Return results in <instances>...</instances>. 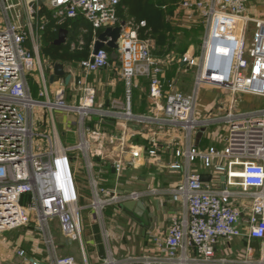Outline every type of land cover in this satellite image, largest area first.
I'll return each mask as SVG.
<instances>
[{
    "label": "built area",
    "instance_id": "1",
    "mask_svg": "<svg viewBox=\"0 0 264 264\" xmlns=\"http://www.w3.org/2000/svg\"><path fill=\"white\" fill-rule=\"evenodd\" d=\"M35 1L0 0V233L31 223L51 264H77L74 256L57 253L49 219L56 218L61 234L77 242L85 255L80 211L87 208L105 244L100 264H264L263 258H253L249 245L239 259L216 256L220 241L238 236L264 239V106L234 109L237 94L264 98V18L246 14L248 0L178 1L173 12L180 11L188 23L202 25L197 54L179 59L194 69L188 90L164 76L149 43L139 37L145 23L122 20L125 24L116 52L124 100H113L104 108L95 102L96 88L82 76L74 77L69 85L77 97L75 102L66 101L63 85L49 89L38 53L40 31L49 21L48 10L56 24L81 17L97 34L120 24L117 6L122 0H45L33 11ZM78 67L85 77L97 73L110 67L109 54L105 47L93 54L91 46ZM33 74L39 86L37 98ZM140 77L148 80L146 113L132 111V91ZM203 85L230 93L227 108L222 107L223 116L210 118L197 111L198 91ZM37 106L45 111L40 124L48 128L47 133L34 132ZM54 111L64 116L63 126L74 143H63ZM108 115L123 120L124 129L109 132L95 123L94 119L100 121ZM220 121L225 134L209 132L208 126ZM166 126L183 133L185 145L177 143L174 148L181 162L168 166L183 172L181 181L164 190L154 187L148 191L108 189L101 184L98 173L107 165L119 176L145 155L156 159ZM201 128L200 139L219 135L222 145H195L194 134ZM36 137L44 139L38 151L34 150ZM75 157L82 160L87 204H80L76 170L71 164ZM160 192L178 202L180 211L171 217L164 237L150 236L155 251L115 257L105 208L143 202L145 195ZM244 200L250 209L243 223L238 206ZM17 253L25 255L22 249ZM30 264L39 263L31 259Z\"/></svg>",
    "mask_w": 264,
    "mask_h": 264
},
{
    "label": "crops",
    "instance_id": "2",
    "mask_svg": "<svg viewBox=\"0 0 264 264\" xmlns=\"http://www.w3.org/2000/svg\"><path fill=\"white\" fill-rule=\"evenodd\" d=\"M48 18L51 19L50 17ZM0 23H2L1 16H0ZM82 27L83 26H81V28H78L77 35L80 29H82ZM66 30H67V37H66L65 42L62 43V45H64L71 36L70 31L67 28ZM91 32L93 36L91 37L89 41V45H88L89 54L91 51V46H93L97 38V35H98V34H95L93 31ZM57 35H58V32H57ZM55 46H58V45H55ZM195 51L196 52H194V54L196 55L198 52V48ZM191 53L193 52H190V50L187 51V54H191ZM179 59L176 60L175 63H173V67L175 68L173 69L171 74L166 79L173 80L183 90H188L190 87L189 85L193 79V74H191L192 76L189 79H187V82H185L183 79H181V77H179L180 76L179 70L181 69L183 70L187 68L184 63L179 62ZM74 62L76 63L74 67L73 65H69L71 64L70 62H68L67 64L61 63L59 61L56 62V63L62 64L66 74H70L71 77H70L68 84H65L64 77H54L53 81L50 82L49 76L52 73V64L54 63H52L48 67L47 66L45 67L48 70L45 76L48 79V83L51 84L49 89L54 91V89L59 88L63 85V87L66 89V93L68 91V94H66V98L68 97L67 99H69L71 103L75 102L77 97L74 96L73 92L69 88V85L71 84L72 80H74V77L79 78L80 74H82L80 73V70L78 67L79 60H76ZM189 69L194 71L193 68H189ZM119 73H120L119 60L118 62L113 60L110 62V67L106 69H103L97 73L88 74L86 77L82 75L84 79L86 78L85 80H87L90 84H92L96 88L97 92H96L95 102L103 104L104 108H109L110 103L113 100H118V101L124 100L125 87H124L123 81L120 78ZM37 80H38V76H37ZM35 82H36V77H35ZM32 89H33L34 95L37 93L39 89L38 83L34 84L33 80H32ZM139 89H142V87L140 86ZM147 92H148V87L145 86L144 92L140 91L138 93L137 99L139 100V104L142 107V109H140L141 111H138L140 113H146L149 108L148 107L149 100H148ZM132 111H133V106H132ZM202 115L206 117H210L209 113H206V111ZM60 117L61 118L58 123L59 133L61 136L62 135L66 136L67 139L65 142L72 141L73 140L72 135L67 133L65 131V127L63 126V122L65 121V118L61 114H60ZM94 121L95 123H98L99 125L102 126V128H105L109 132H116V131L119 132L121 128L124 129L123 120L110 116V115L104 116L100 121L98 119H94ZM208 129H209V132L211 133L214 131L212 134H217V133L219 135L225 134L224 125L215 126V124L212 123L208 126ZM177 131L179 133H177ZM178 134L179 136H177ZM182 135L183 133L180 130H174L172 127L165 128L164 132H162L161 134L162 140L159 142V149L157 152L158 156L156 159L149 158L148 156L145 155L143 159H139L135 164L126 166L119 176L115 175L114 170L110 165H107L103 168L102 171H100V173H98L99 181L104 187L108 189L116 188V189H120L124 191H129V190L148 191L149 189L154 188V187L164 190L166 186H169L171 184H175L181 181L183 177V172H181L180 170L178 171L171 170L168 166L175 161L181 162V158H177L175 156L174 148L176 147L177 143L181 144L180 146L185 145ZM218 136H216L214 139H211V138L207 139L203 135L200 141L197 144H195V134H194L193 143L195 145H199L200 147H205L210 144L220 146L222 144L219 142ZM174 137H177L178 140L174 141ZM136 140L137 142H143V140L138 139V138ZM144 143H146V141H144ZM97 169L98 168L96 167V170ZM199 171L204 172L205 170L199 168ZM121 177H129L131 181L134 184H138V186L134 189H125V188L119 187L120 186L119 182L115 180H118ZM205 179L208 180V177H205ZM105 180L107 181L105 182ZM109 180L110 182H112L111 183L112 186H109L107 184ZM79 191L82 192L81 197L84 199L83 202L85 201L84 204H87V193L84 192V189L81 186H79ZM143 202L145 205V209L142 212V215L139 216V218H142L143 216L147 215V212L149 211V208H148L149 206H171V208H168V209L166 208V210H164L161 214L159 213L158 220L154 222V225L150 223L149 224L145 223L143 221L140 223L136 219L133 220L135 222L134 223L135 227L137 228V229L135 228L136 231L141 233L143 232L142 228H144L146 242H147V244H144V245L146 247V250H149V252H145L146 251L145 250L142 254H146V253H153L155 251L153 248L154 243L151 241L150 236L154 235V236H159L161 238L165 236L167 228L170 224L171 217L178 214V212L180 211V204L174 201L169 194L161 193V192L155 195H152V194L145 195V197H143ZM134 206H137V205L135 204ZM238 207L241 209V220L244 223L249 215L250 206H248V202L244 200L241 203V206H238ZM129 211L133 212L132 209ZM84 226L86 228L84 241L86 245V251L88 252V256H89L88 261L90 262V264H95V261H96L95 259H99L98 254H100L102 257L104 256L103 248L100 246V249H98L99 247L98 245H95V240L93 239L94 234H95L94 232H96L97 225L88 216L87 220H85ZM16 229L9 230L3 233L5 234V236H7V235H10V233L18 232L19 236L18 237L16 236L14 240H12V243L11 241L7 240L5 236L3 238H1L2 236L0 237V243L3 242L6 246H9V245L12 247L14 246V250H7L4 245H3V248H1V250L3 249L2 256L4 258L5 263L6 264H30L31 259H33L34 261H37L39 264H51L48 253L45 250V246L43 244H41V246L37 245L38 242H35L36 240H34V238L32 237L31 232L27 230V226L16 228ZM50 233L52 235L51 230H50ZM262 241H264V239L263 240H255V239L248 240L245 236L235 237L229 242L220 241L216 248V256L218 257L226 256V257L233 258V259H239L243 256L246 246L249 245L252 247L253 258L255 259L263 258L264 259V247L260 246L258 249H256L254 246L255 243L262 242ZM53 244H54V247L57 253L59 254H62L63 252L70 253L75 248L77 247L80 248L77 242L67 240L62 234H61V238L58 240L57 243H55L53 239ZM21 249L25 251L24 256H19L17 253L18 250H21ZM84 252H85V248H84ZM136 255H139V254H136ZM114 256L117 258L126 257V256H122V257L117 256L116 254H114ZM85 258H86L85 260L86 264H88L87 256ZM82 264L84 263L82 262ZM96 264H99V263H96Z\"/></svg>",
    "mask_w": 264,
    "mask_h": 264
},
{
    "label": "rangeland",
    "instance_id": "3",
    "mask_svg": "<svg viewBox=\"0 0 264 264\" xmlns=\"http://www.w3.org/2000/svg\"><path fill=\"white\" fill-rule=\"evenodd\" d=\"M148 2L151 3L155 9L156 7H159L160 4H162L161 0H148ZM158 12L162 13V10L160 11L151 10L150 11L148 6L143 4V0H125L124 4H122L121 13L118 16V19L121 21L131 20L136 23L143 21L145 23V25L141 27L139 30V37L143 40H146L149 43L151 54H152L153 49H156V47H155V40L150 36L151 34H150V28L148 25V20L149 18H153L154 16H157ZM139 14H144L145 16L140 18ZM246 14H248L251 17L264 18V0H248V2L246 3ZM165 18L174 29L173 30L174 36H173L172 42L174 45L173 49L177 50V52L173 56L167 55L166 57L161 58V59L156 58V60L158 61L159 66L162 68L164 76L168 78V76L171 74V72L175 68L173 67V63H175L176 60H178L181 56L187 54V51L189 50L190 52H193L191 53V55H195L194 52H196L195 50H197L198 44L201 38L202 25H201V22H198V21L191 24L183 20L182 13L180 11H177V13H174L173 11L170 14L167 13L165 15ZM92 36L93 34L91 30L86 25H83L82 29H80L76 38H74L71 41V43L73 42L75 44V46L70 47L71 50L81 49L87 42L90 41ZM183 45L186 47L185 50L179 51L178 48L183 47ZM43 48H44V41L41 40V36H40L38 53H39V57L40 55H44V57L42 56L43 58L40 57V62H41V68L43 72L46 74L48 70L45 67L50 66L53 63L52 62L53 60L49 59L47 54H45L44 52H41L43 51ZM111 58L114 59L115 61L119 60L118 55L114 54L113 52H111ZM60 62L65 63V64L70 62L71 64L69 65H73V67L74 65H76V63L72 60H65V61H60ZM179 71H180L179 77H181V79H183L185 82H187V79H189L192 76L191 74H193V71L189 68H185L183 70L181 69ZM82 75L83 74H80V76ZM33 77H34L33 83L35 84L36 76L34 75ZM48 86L50 88L51 84L48 83ZM145 86L146 85H142L141 86L142 89H138L137 94L140 91L144 92ZM67 94H68V91H67ZM229 96H230V93L226 90L203 85L200 87L198 91L197 111L200 112V115H202L206 111V113H209L210 117L223 116L225 114V109L227 108L228 103H229ZM34 97L37 98L36 95H34ZM67 98H65L66 101L70 103L69 99ZM135 105L137 108H140L139 100L137 98L135 100ZM223 106L225 107V109H222ZM262 106H264V98L262 97L250 96L246 94L236 95V103L234 104V109L236 111H248V110L260 108ZM44 114H45V111L42 107L40 106L35 107L34 115H33L34 116V132L37 134H43V133L48 132V128L40 124V121L42 117L44 116ZM60 114H61L60 112L54 111L55 118L58 122L60 121V118H61ZM214 124L215 126H218V125L220 126L223 124V122L220 121ZM120 130H122V128ZM177 133L179 132L177 131ZM177 136H179V134ZM63 143L66 145L67 144L69 145L74 142L72 140V141H67ZM41 144L42 145L44 144V139H40L36 137V139L34 140V150L38 151L39 147H41L40 146ZM75 153L76 152L72 153L73 156L75 155ZM71 164H72V168H75L76 170L75 172L76 182L79 184V186H81L84 189V192L86 193V188H85L86 180L84 176V169L81 167L82 160L78 157H75L73 158ZM119 179L115 181L119 182L120 184L119 187L121 188L134 189L138 186V184H134L129 177H121ZM106 181L107 180H105V182ZM111 183L112 182H110V180L107 182L109 186H112ZM81 200H84V199L82 198ZM84 203L85 201L82 203L80 202V204H84ZM148 208H149V211L147 212V215L143 216L142 218H139L140 219L139 222L141 223L143 221L145 223H148V224L150 223L154 225V222L158 220L159 213L161 214L164 210H166V208L167 209L171 208V206H149ZM88 216L90 217L89 210L87 208L81 209L80 218H81V223H82L83 241L85 239V231H86L84 224ZM104 216H105L107 228L111 234L110 245H111L113 253L121 257L128 256L131 254H134V255L139 254V256L142 255V253L146 250V247L144 244H147L144 228H142L143 232L141 233L136 231L137 228L135 227V224H134L135 222L133 221L135 219L127 213V211L123 208V206H119V205L107 206L104 211ZM49 226L52 232V237L54 239V242L57 243L58 240L61 238V232L58 227L56 218L49 219ZM27 230L31 232L32 237L34 238V240H36L35 242H38L37 245L41 246L42 238L39 235V232L35 230L34 225L31 223L28 224ZM4 232H7V231H4ZM4 232L0 233V237L2 236L1 238L5 236V234H3ZM94 233L95 234H94L93 239L95 240V245H98L99 247L98 249H100V246H101L104 251L103 257L100 254H98L99 259H95L96 260L95 264L96 263L100 264L101 261L105 257V244H104L103 238L101 237V234L99 233L98 227L96 228V232ZM16 236L17 237L19 236L18 232L10 233V235H7L5 237L7 240L11 241L12 243V240H14ZM83 244L85 248L84 253H86V255H83L79 247L75 248L70 253L69 252L67 253L75 257L77 264H82V262L85 264L86 263L85 257L87 256V263L90 264V262L88 261L89 256H88V252L86 251L85 241L83 242ZM3 245L5 246L7 250H14V246L13 247L10 245L6 246L3 242L0 243V246H2L0 247V264H6L2 256L3 249L1 250V248H3ZM254 246L256 249H258L260 246L264 247V241L257 242L254 244ZM145 252H149V250H146ZM67 253L63 252L60 255H67Z\"/></svg>",
    "mask_w": 264,
    "mask_h": 264
},
{
    "label": "trees",
    "instance_id": "4",
    "mask_svg": "<svg viewBox=\"0 0 264 264\" xmlns=\"http://www.w3.org/2000/svg\"><path fill=\"white\" fill-rule=\"evenodd\" d=\"M124 2L125 0H122L121 3L117 6L118 16L121 13L122 4H124ZM177 2L178 0H161L162 4H160L159 7H156L155 9L154 6L148 2V0H143V4L147 5L150 11L151 10L152 11L162 10V13L158 12L157 16H154L153 18H149L148 20V25H149L150 34H151L150 36L155 40L156 49H153L152 51V55L154 58L161 59V58L166 57L167 55L173 56L177 52V50L173 49L174 45L172 42L173 36H174L173 35L174 29L165 18V15L167 13L170 14L174 10V6ZM45 13L47 14V17H50V11L45 10ZM144 16H145L144 14H139L140 18ZM51 19H49L44 29L40 31L41 40L44 41V48H43V51L41 52H44L45 54H47L48 58L53 60L52 61L53 63H56L57 61L60 62V61H65V60H72V61L79 60L80 61L82 59L87 58V56L89 55V49H88L89 42H87L79 50H71L70 43L74 38H76L78 28H81V26L86 25L92 31L89 24L81 17H77L74 19H68L60 24H56L55 21ZM59 28H65V29L67 28L70 31L71 36L64 45L60 44L58 46H55L53 45L52 42L57 36V32ZM99 32L100 31H98L97 34H99ZM185 48L186 47L183 45V47L178 48V50L182 51V50H185ZM105 49L109 54V61L110 62L113 61L114 59L111 58V52H113L114 54H117L116 49L109 48V47H105ZM42 56L44 57V55H40V57ZM142 85H146L148 87V80L144 77L138 78V84L136 87L133 88V91H132L131 104L133 106V111L136 113H140L138 111H141L140 109H142L141 105H140V108H137L135 105V100L136 98H138L137 90ZM61 137H62V140L65 142L67 139L66 136L62 135ZM80 193L82 195V192ZM81 199L82 198H80V202L82 203L83 200Z\"/></svg>",
    "mask_w": 264,
    "mask_h": 264
},
{
    "label": "water",
    "instance_id": "5",
    "mask_svg": "<svg viewBox=\"0 0 264 264\" xmlns=\"http://www.w3.org/2000/svg\"><path fill=\"white\" fill-rule=\"evenodd\" d=\"M45 0H36L31 4V8L33 11H35L38 7H41ZM125 22L121 21L119 25L115 27H108L101 31L98 35L97 38L92 46V53H96L97 50L101 47H109L116 49L117 48V39L119 37L120 31L122 27L124 26ZM67 37V30L65 28H60L58 30V35L57 37L53 40L54 45H60L65 42ZM54 77H64V82L65 84H68L70 80V74H66L65 70L60 63H54L52 64V73L49 76V81L52 82ZM202 128L198 130L195 134V144L198 143L201 135H202ZM137 206H134V205ZM123 208L127 211L129 215H131L134 219L140 220L139 216L142 215V212L145 209V205L142 201L138 202H126L123 205ZM133 210V212H130L129 210Z\"/></svg>",
    "mask_w": 264,
    "mask_h": 264
}]
</instances>
